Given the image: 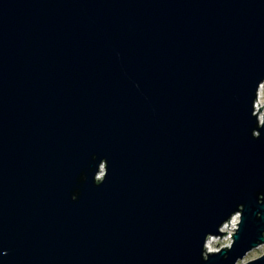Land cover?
Here are the masks:
<instances>
[{"label":"water","instance_id":"water-1","mask_svg":"<svg viewBox=\"0 0 264 264\" xmlns=\"http://www.w3.org/2000/svg\"><path fill=\"white\" fill-rule=\"evenodd\" d=\"M262 84L264 0H0V264H237Z\"/></svg>","mask_w":264,"mask_h":264},{"label":"rangeland","instance_id":"rangeland-1","mask_svg":"<svg viewBox=\"0 0 264 264\" xmlns=\"http://www.w3.org/2000/svg\"><path fill=\"white\" fill-rule=\"evenodd\" d=\"M260 96L258 99L257 110L261 116L263 111H264V89H263L262 94ZM260 108H262V110H260ZM238 222H239V220H238ZM238 222H237V225H238ZM230 228L226 227V228H224V231L227 233H234L235 232V230H233L234 227H232L231 229ZM236 228H237V226H235V229ZM210 239L212 240V242H211L210 246H208L209 251H218V250L222 249L223 247L230 246L233 242V239H231L227 236L224 238L211 237ZM262 255H264V244L260 245L256 249L249 252L245 256V258L240 260L237 264H245L249 261H252V260H255V259L261 257Z\"/></svg>","mask_w":264,"mask_h":264},{"label":"built area","instance_id":"built-area-1","mask_svg":"<svg viewBox=\"0 0 264 264\" xmlns=\"http://www.w3.org/2000/svg\"><path fill=\"white\" fill-rule=\"evenodd\" d=\"M257 105H258V102H257ZM238 220L240 221V215L239 214H237V215H235V216H233L232 217V219L228 222V223H226L225 225H224V227L222 228V230L224 231V228H226V227H228V228H232V227H234L233 228V230H237V228H238V225H237V222H238ZM233 223H234V225H233ZM239 223V222H238ZM235 226H237V228L235 229ZM230 228V229H231ZM225 232V231H224ZM235 233V232H234ZM229 237V238H231V239H233L231 236H232V233H229V234H226V235H224V236H219V237H217V238H224V237Z\"/></svg>","mask_w":264,"mask_h":264},{"label":"bare ground","instance_id":"bare-ground-1","mask_svg":"<svg viewBox=\"0 0 264 264\" xmlns=\"http://www.w3.org/2000/svg\"><path fill=\"white\" fill-rule=\"evenodd\" d=\"M263 89H264V84L261 85V88H260V91H261V92L259 91V94H260V95L262 94ZM260 95H259V96H260ZM260 97H261V96H260ZM258 99H259V98H258ZM256 110H257V105H256ZM101 174H102V172H101ZM101 174H100V175H101ZM233 225H234V223H233ZM211 242H212V240L209 239L208 242H207V247L210 246Z\"/></svg>","mask_w":264,"mask_h":264}]
</instances>
